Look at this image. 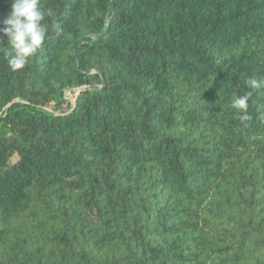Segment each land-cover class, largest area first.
Returning <instances> with one entry per match:
<instances>
[{
  "label": "trees",
  "instance_id": "1",
  "mask_svg": "<svg viewBox=\"0 0 264 264\" xmlns=\"http://www.w3.org/2000/svg\"><path fill=\"white\" fill-rule=\"evenodd\" d=\"M40 3L0 51V264H264V0Z\"/></svg>",
  "mask_w": 264,
  "mask_h": 264
},
{
  "label": "clouds",
  "instance_id": "2",
  "mask_svg": "<svg viewBox=\"0 0 264 264\" xmlns=\"http://www.w3.org/2000/svg\"><path fill=\"white\" fill-rule=\"evenodd\" d=\"M11 11L3 19L0 27V37L7 38V46L0 47L4 59L12 72L23 69L38 50L43 46L49 31V25L45 22L46 13L41 7L40 0H10ZM51 15V12L47 13ZM53 27H58L53 24ZM255 91L264 89V79H252L247 81ZM251 92L246 95L234 96L230 107L241 113L240 120L245 122L250 119L248 115L249 99Z\"/></svg>",
  "mask_w": 264,
  "mask_h": 264
},
{
  "label": "rangeland",
  "instance_id": "3",
  "mask_svg": "<svg viewBox=\"0 0 264 264\" xmlns=\"http://www.w3.org/2000/svg\"><path fill=\"white\" fill-rule=\"evenodd\" d=\"M75 94H74V91H66L65 94L63 95V101H67V103H65V106H69L70 104L74 103L75 102ZM46 110H49V111H55V106H53L52 104L47 106V107H44Z\"/></svg>",
  "mask_w": 264,
  "mask_h": 264
},
{
  "label": "water",
  "instance_id": "4",
  "mask_svg": "<svg viewBox=\"0 0 264 264\" xmlns=\"http://www.w3.org/2000/svg\"><path fill=\"white\" fill-rule=\"evenodd\" d=\"M74 88H70V89H68V91H72ZM79 89H81V88H79Z\"/></svg>",
  "mask_w": 264,
  "mask_h": 264
}]
</instances>
